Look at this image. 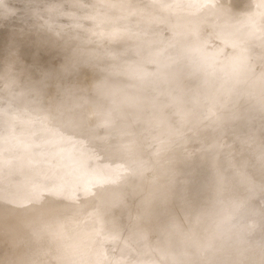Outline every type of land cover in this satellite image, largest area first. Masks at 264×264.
I'll use <instances>...</instances> for the list:
<instances>
[{"label": "rangeland", "instance_id": "1", "mask_svg": "<svg viewBox=\"0 0 264 264\" xmlns=\"http://www.w3.org/2000/svg\"><path fill=\"white\" fill-rule=\"evenodd\" d=\"M172 1L175 4L179 2L176 5H179L177 7L179 10L181 8L180 12L182 13L176 11L178 9H176L175 4L169 3ZM172 1L0 0V42L3 43L0 56H6L7 54L8 57L14 50H12L13 45L16 50L15 53L17 55L20 53L15 60L14 57L16 55L14 53L13 58L9 56L10 59L0 62V111L7 115L20 111L27 115L28 123L20 127L21 131L16 133V138L19 137L21 140H25L22 146L23 148L26 147L28 154L32 156V158L21 159L18 165L20 167L0 177V205L4 206L11 202L9 193L12 189H20L26 185L39 186L42 189L37 191L36 195L38 197L44 191L43 187L49 181L53 186H56L54 184H57V182L64 186L69 184L67 183L69 180H64V176L62 175L60 178L56 177L55 181L44 177V172L50 164L48 162L42 163L39 161L37 163L35 161L36 157L41 156L36 151L39 152L43 147L41 138H38L41 139V142L38 139L34 140V138H37L35 135L39 133V129L37 130L38 132L34 130L37 128L35 125L38 119L33 121L36 119V116L40 118L45 114L47 116L52 115V111L57 110V106L59 107V105L63 108H59L55 112L63 113V109L69 106L72 98L71 107L79 108L87 104L90 108L85 106V109L88 111L89 119H93L92 121H94L93 126L87 129L89 131L82 132L81 130L79 133H85L86 135L84 136L87 138L96 136L104 138V136L112 134L111 138L107 139L105 137L103 143H99L106 153L104 157H96L95 154L93 156L90 152H87L85 155L84 162L92 159L94 165H90L92 168L87 167L88 169L86 168L79 175L83 180L80 186H78L76 193L72 195L71 201L75 202L76 206L78 205L74 214L78 223L75 225L71 221L70 223H66V225H61L64 228V231H60L63 238L59 235L58 240L69 244L66 247L67 251L62 249L59 256L65 260L67 256H70L73 259V264H94L95 261L101 262V264H121L118 258L119 255L116 260L115 255H117V250L115 246L119 243L122 244L126 240V236L122 239L121 236L123 234L128 235L135 232L136 229L134 230L132 223L134 219H140L143 222L145 220L148 223L152 222L155 225L154 227L157 226L158 233L156 234V241L153 244L155 248L167 250L168 245L172 243L176 248H182L185 245L187 246V251L184 252V255H192L196 252V264H213L215 259L222 261L224 258H226L224 259L225 263L222 264H253L254 262L256 264V261L257 264H264L262 262L264 261V256H262L264 255V245H262L264 244V121L261 118L260 120L258 119L260 116L264 117V0H254L251 3H246L247 0H213L214 2L218 1V3H215L216 7H220V3L222 7L225 3L223 10L225 8V10L232 9L229 5H232L234 1L237 2V5L235 3L234 5L242 18L239 24L244 23L250 31L240 38L233 34L237 28L236 25L228 19L221 18L220 13L223 10H220L218 13L220 8H216L214 9V13V11H211L213 9L208 6L206 0H194L193 2L192 0ZM194 4L195 8L193 9L191 6L194 7ZM184 7L187 11L190 9L192 13L190 11L187 13L188 15L193 14L194 18L192 15H190L191 17L184 15H187L183 10L185 9ZM194 10H196V13L200 12L201 14H197L198 16L196 15L195 17L194 14L196 13L193 12ZM178 16L180 17L178 18ZM199 16L202 18L199 19ZM193 19H195V22ZM45 24L46 26H43ZM48 29H52L51 33ZM82 30H84L83 33ZM43 33H45V37L48 34V40L43 36ZM84 34H87V36ZM17 35L22 38L25 37L21 41L19 40L21 38L19 37L18 39ZM67 35L70 41L63 39L65 36L67 39ZM53 37L55 39L50 40ZM56 37L58 40H56ZM70 38L75 43H72L74 41H71ZM35 39L37 41L39 39L40 42L44 43L43 46L41 45L42 48L39 46L37 50L39 54H37V57H41L40 60H44V63L42 60V67L38 65L41 62L36 61L34 58L35 64L32 61L33 54L37 52L36 47L39 42ZM16 40H19V42H16ZM45 40L50 41V43L46 41L47 44L44 42ZM58 42L60 43L58 44ZM67 42L69 45H67ZM16 43L17 45L15 46ZM20 43L21 45L25 44V46H21ZM30 43L37 46L33 48L34 46H31ZM10 44H12V48ZM75 44H78L77 46L80 45L79 47L82 49L84 46H91V49L89 47L84 48V51L87 53L86 55L84 51V53L81 52L82 49L81 51L79 50L81 53L80 57L79 51H74V49H77ZM26 45H28V48H26ZM46 45L47 49L43 52ZM56 45L57 47L54 49ZM17 46L20 48H16ZM99 47H101V50ZM124 47H127L128 50L131 47L129 51H125L128 54L131 53L132 55V52H136L135 55L137 54V56L133 54L135 57L132 58L129 54V57L132 59L131 63L129 62L131 59L127 56V53L126 57L122 56V53L125 56L123 52ZM49 48L51 49L48 50ZM88 48L92 52H88ZM190 48L198 56V61H195L193 64L191 63L189 66L188 64L187 66H181L180 62L189 54ZM19 49H21V52ZM23 49L25 51L27 49V52L24 53ZM31 49H34L33 51L36 52L31 54L33 52ZM59 49H62V53H58ZM108 49V52H112L113 50V53L119 51L117 54H119L121 62L127 61L129 58L130 60L127 61L129 63L125 62L124 67L121 66L120 58L118 57L119 60L113 58V60L110 56L111 52L109 55L105 51ZM133 49L135 51H132ZM39 50H41V54ZM102 50L105 52V56ZM97 51H99V55ZM64 52L68 53V56L69 53L73 56L78 53L75 56L77 57L75 60L79 56L83 62L75 61L71 55L66 57L67 54H63ZM21 53L29 55H22L24 57L22 58ZM113 53L112 57H117V54L115 53L116 55H114ZM100 54L103 56L99 57ZM107 54L110 57L108 59ZM31 55L32 57H29ZM87 55H90L91 59ZM20 56L21 58H19ZM25 56L27 57L25 58ZM67 58L70 62L73 59L69 65L70 67H67V69L76 70L77 67L80 74L82 72L86 76H88L87 71L89 70V76L91 73L92 75L88 76V78L96 81L94 85L93 81L90 80L92 81V85L96 87L95 90L92 89L93 86L90 85V81L88 80V86H92L88 88L90 91L82 95L77 101H75L76 96L73 98V95L81 94L79 91L82 87L80 86H84L86 82L88 83V78L85 76L87 78L85 80L83 79L84 76H81L82 74L80 75L79 72L76 74L77 70L73 71V74L71 71H67V69L61 72L68 66L66 64H69L67 63ZM1 59L2 57H0ZM103 59L107 61L105 62L106 65L110 59L109 67L105 68L106 65L103 63ZM116 62L120 64L118 63V65ZM102 63L105 65L103 68ZM135 63H140L141 66ZM45 64H55L56 68H52V72H49L50 69L48 70V67L44 66ZM58 64H62L63 68L62 66H58ZM126 64L127 66L129 64L137 65L134 67L137 69L141 67V70L137 71L133 65H130L131 67L128 69ZM33 66L35 68L31 69L33 74L29 70V74L31 75H28L27 68L30 69ZM35 66L45 68L44 70L47 72L38 67L36 69ZM206 66L209 67V70L205 69ZM57 67H60L61 70L58 74L57 70L59 69ZM143 67L145 68L142 70ZM81 68L84 69L82 70ZM111 68L112 70L108 71ZM125 68L130 70V72H127ZM161 68L167 69L165 70L166 74L167 72H171V75H166H170L168 79L160 77V72L161 75H164L165 72L164 70V72L160 71ZM21 69L26 70L27 76L26 72L24 74L25 70ZM39 69L42 74L45 72L46 75L41 74L42 76H40L37 71ZM123 69L126 71H123ZM155 69L158 71V74ZM5 70L9 71V75ZM34 70L37 71V75L41 78L44 76L42 79L39 77L42 81L39 78L35 80L36 71ZM53 70L56 71V78L59 76L57 79L61 77L59 80L55 79V75H52L53 78L51 77V74H55ZM237 70H240V74ZM66 71L71 72L73 76L76 74L74 77L78 75L79 78H82V80L76 82L78 79L76 80L69 75L71 76V78H68L69 80L74 79L78 84H81L80 81L86 82L77 86L73 81L72 84L74 86H71V80L67 81L66 79L63 81L67 75ZM173 71L175 72L174 76H172ZM4 72H6L7 76ZM237 72L239 75H235ZM60 74H65L63 75L64 78ZM32 75H34V78ZM47 75L52 78L51 82L55 79L58 82L54 80V83L59 84L55 83V86L54 83L48 80L49 83H47L46 79H50ZM197 75L199 76V81L193 82ZM246 75L250 76V78ZM28 76L34 79V83L30 81V83L32 82L31 85L33 84L32 86L28 84L31 78ZM69 76L67 75V77ZM166 76L164 75V77ZM22 77L24 78L22 79ZM26 77H28V82L25 79ZM16 80L19 82V85L16 83ZM25 80L28 87L25 84ZM35 81H40V83L45 82V84H36ZM65 81L67 84L70 82L71 85L66 86V83L63 84ZM20 84H25V89ZM35 84L36 86H34ZM174 84L177 86H174ZM40 85L42 88H40ZM44 85L47 88L43 87ZM47 85L53 89L56 87V90H54L56 92L59 91L60 95L57 96L56 94L58 93L55 92V94L52 91L53 89H50L51 93ZM58 86L62 89L58 90ZM70 86L74 88L71 90ZM33 87H35L34 90L38 87L37 91L43 92L47 89L49 92L46 90L44 91L46 93H41L40 91L39 93L36 90L33 92ZM64 87H69L70 89H64ZM30 88L32 90H29ZM17 89L27 92L31 97L32 95L41 97L44 101L41 98L28 97L27 93L24 95L22 91L19 90V92ZM74 89H79V91H73ZM62 90H66V96H64V92H60ZM30 91L31 94H29ZM93 92L108 98L112 103L111 108L104 109L103 107H97L94 103L95 97H93ZM61 93L63 97H61ZM41 94L45 95L42 96ZM52 94L56 95L53 96V99H51ZM69 94H71L69 97L72 96L70 99L68 97ZM22 95L26 97L23 96L21 98ZM47 96L51 97L48 98L50 102L52 100V103L59 99V96L62 99L65 97L64 99L65 101L67 100L68 105H65V107L61 105V103H66L61 99V103L58 102L59 100L56 101L57 104L54 102L56 106L54 107L53 104L45 102ZM28 98H31V101L34 99L38 101H36L37 103L31 102ZM48 98L46 101L49 102ZM131 98L135 100L133 101L134 104L133 102H129ZM68 99L70 102H68ZM34 103H36V106ZM42 104L48 105H46L47 108L44 107L49 114L44 111ZM119 107L122 108V119L120 117L119 123L114 125L112 123V114ZM35 109H38L37 112ZM220 112L222 115L224 114V117ZM235 116L240 117V119L234 118ZM249 126H254V129L249 130ZM153 128L156 132L150 133V130ZM57 133L59 135L60 132ZM37 136L39 135L37 134ZM132 137L136 138L137 142ZM131 138L133 140H130ZM118 141L129 143L132 148V150L130 148L131 153L128 155V158L126 157L127 160H123L120 166L113 163L109 164L111 159L108 156L113 152L117 160L125 157L122 153L123 149L116 148ZM65 143L68 149H71V145L68 144L69 142L65 141ZM23 148L21 149L22 152ZM87 148L90 149L88 145ZM155 150L158 151L157 155L140 166V163ZM5 160V157L0 156V170L7 166ZM133 171L135 172L134 175ZM116 172L119 173V176L114 175L113 177V174H116ZM72 179L74 178L71 176L70 180ZM137 187H140V190ZM142 191L143 193H141ZM50 196L53 199H61V201L66 199L60 192V188L53 190ZM37 197L35 198L36 200ZM18 201L22 207H25L24 204L29 201L33 202L28 197L19 198ZM145 202L148 203L145 204ZM153 202L157 203V205H154ZM36 204L40 207H33L29 217L36 218L35 220L37 221H33L34 223L28 226L26 225L25 232L43 229L45 225L47 227L46 230L52 227L51 223L53 222L47 221L42 215L50 211L54 212L58 204L52 202L50 204H43L44 206L40 205L41 203L39 202H36ZM92 206L93 208L95 207L96 211L91 208ZM17 208V206L12 204L4 206L0 215V224L7 221L8 218H12V222L19 225L22 216H20V219L18 215L16 218L11 216V213L17 212ZM176 210H180L181 216L178 215ZM174 213L179 217L185 218L178 223L170 221V218H177ZM112 216H116L114 221L112 220ZM200 221H209V227L203 228L199 224ZM97 225L100 227L98 229L100 234L94 236L86 243V238L81 236L84 243L79 247L77 241L80 244V236L78 232H82L83 234L90 233ZM184 226L190 229V231L188 229V235H185ZM182 228H184L183 233H181ZM150 230L146 229L144 232H141L147 235L151 233ZM194 232L196 234L201 233L198 240L191 238ZM236 236L239 238L238 246H232V239ZM213 237H220L222 240V247L219 252H214L215 247L209 246V242ZM255 238L259 241H254L256 240ZM141 240L140 237L133 239L135 243L140 244V247L138 248L139 251L134 252L129 257L132 261L139 259V257L143 258L144 249L142 247L147 248L150 245L148 243H142L141 245ZM250 242L253 245H250ZM257 242L261 244L257 245ZM258 247L259 249H257ZM5 254L9 253H3L1 249L0 264H12L8 262L12 259L10 258L12 256ZM51 257H53V264H60L57 263V260L54 261L56 258L53 253ZM200 257L204 259L202 260ZM251 257L255 259H251ZM155 259H159V257L156 256ZM244 260H248L249 263ZM67 261L69 263V260ZM131 263L127 262L125 264ZM132 264L142 263L141 261H136Z\"/></svg>", "mask_w": 264, "mask_h": 264}, {"label": "bare ground", "instance_id": "2", "mask_svg": "<svg viewBox=\"0 0 264 264\" xmlns=\"http://www.w3.org/2000/svg\"><path fill=\"white\" fill-rule=\"evenodd\" d=\"M169 1H172V0H169ZM179 1V0H178ZM177 1V2H178ZM187 1V0H186ZM194 0H192V2H193ZM245 1V0H244ZM252 1H254V0H247V2L246 3H251ZM176 2V1H175ZM181 2V1H180ZM206 2H207V4H208V6H210V8L211 9H213V10H211V11H214V9H219V11H218V13L220 12V10H223V5L225 4H223L222 5V7H221V3L219 4L220 5V7H216V5H215V3H218V1H216V2H214L213 0H206ZM239 2V1H238ZM167 3V2H166ZM169 3H172V4H175L173 1L172 2H169ZM183 3V2H182ZM223 3V2H222ZM234 3L237 5V2H235L234 1ZM234 3L231 5L230 3H228V4H230L229 6L230 7H232V9H230V10H223L220 14H221V18L222 19H228L229 21H232L235 25H236V29L234 30V35H236L238 38H240V37H242V35H245V34H247V33H249L250 31H249V29H248V27H246L245 25H244V23H242V24H239L241 21H242V18H241V16L239 15V13H238V11L236 10V8H235V5H234ZM255 3V2H254ZM176 4H179V2L178 3H176ZM175 4V6L177 7V6H179V5H176ZM181 4V3H180ZM188 4V3H187ZM205 4V3H204ZM245 4V3H244ZM243 4V5H244ZM166 6H167V4H165ZM182 5V4H181ZM227 5V4H226ZM183 6H184V4H183ZM187 6V5H186ZM206 6V5H205ZM188 8H189V6H187ZM193 9L195 8V4H194V7L193 6H191ZM185 8V7H184ZM198 7L196 6V9H197ZM200 8V7H199ZM209 8V7H208ZM222 8V9H221ZM176 9H178V10H176V11H178V13H182V12H180L181 11V8H180V10H179V8L177 7ZM183 9V8H182ZM228 9H229V7H228ZM175 10V9H174ZM184 10V12H188V11H190V9H188V11H187V9L185 8V9H183ZM198 10V9H197ZM207 10V9H206ZM196 10H194L193 12H195ZM200 11V10H199ZM226 11H228V12H226ZM191 12V11H190ZM231 12V13H230ZM242 12V11H241ZM192 13V12H191ZM196 13V12H195ZM205 13H206V11H205ZM214 13H215V11H214ZM184 14V13H183ZM197 14H201L200 12L198 13H196V14H194L195 15V17H196V15ZM203 14V13H202ZM217 14V13H216ZM185 16H190V15H192V17H193V14H189L188 15V13H187V15L186 14H184ZM183 16V15H182ZM198 16V15H197ZM180 16H178V18H179ZM191 17V16H190ZM215 17V16H214ZM160 18H161V21H162V15L160 16ZM194 18V17H193ZM200 18H202L201 16H199V19ZM216 18V17H215ZM196 19H198V18H196ZM198 19V20H199ZM180 20V19H179ZM190 20V19H189ZM191 20H192V18H191ZM190 20V21H191ZM194 20V22H195V19H193ZM181 21V20H180ZM165 22V21H164ZM202 22V21H201ZM173 23V22H172ZM197 23V22H196ZM264 23V22H263ZM42 26V25H41ZM43 26H46V24L45 25H43ZM85 26V25H84ZM198 27V26H197ZM15 28V27H14ZM17 29H18V27H17ZM45 29H46V27H45ZM49 30V29H48ZM47 30V31H48ZM52 29H50L49 30V32L51 31ZM46 31V32H47ZM72 31V30H71ZM49 32H47L48 34H49ZM84 32V30H82V33ZM51 33V32H50ZM45 33H43V36L45 37V35H44ZM47 34V35H48ZM60 34V33H59ZM58 34V35H59ZM69 34V33H68ZM118 34V33H117ZM117 34H115V35H117ZM20 35V34H19ZM46 35V37L45 38H47V37H49V36H47ZM50 35V34H49ZM61 35V34H60ZM70 35V34H69ZM72 35H74V36H76L75 34H72ZM72 35H71V37H72ZM85 35V34H84ZM119 35V34H118ZM18 36V35H17ZM36 36V35H35ZM85 36H87V34L85 35ZM19 37L21 38V39H19ZM25 37V36H24ZM23 37V38H24ZM51 37H52V35H51ZM55 37V36H54ZM50 38V40H52V39H55V38ZM21 36H18V39L19 40H21L22 41V39H23ZM69 37H68V35H67V39H66V36H65V38L63 37V39L64 40H69L68 39ZM74 38V37H73ZM71 39V41L73 40L72 38H70ZM77 39V38H76ZM75 39V40H76ZM82 39V38H81ZM89 39V38H88ZM19 40L17 41L16 40V42H19ZM36 41H37V39H35ZM41 40V39H40ZM47 40H48V38H47ZM47 40H45L44 42H46ZM56 40H58V38L56 37ZM59 40H60V37H59ZM63 40V41H64ZM129 40V39H128ZM20 41V42H21ZM33 41H34V39H33ZM32 41V42H33ZM38 41H39V39H38ZM37 41V42H38ZM61 41H62V39H61ZM60 41V42H61ZM70 41V40H69ZM74 41V40H73ZM85 41V40H84ZM40 42V41H39ZM38 42V46L36 47V46H34L33 44H34V42H33V48H35L36 47V51L38 50V47L40 46L41 47V45L43 46L44 45V43H42V42H40V43H42V44H40ZM48 42V41H47ZM46 42V43H47ZM54 42H56V41H54ZM60 42H58V44L60 43ZM78 42V41H77ZM98 42V41H97ZM11 43H12V40H11ZM14 43V42H13ZM23 43H25V42H23ZM48 43H50V41L48 42ZM47 43V44H48ZM62 43V42H61ZM65 43V42H64ZM72 43H75V41L74 42H72ZM19 44V43H18ZM25 44H27V43H25ZM25 44H23V45H21V43H20V45L21 46H25ZM36 44V43H35ZM40 44V45H39ZM53 43H52V41H51V45H52ZM55 44H57V43H55ZM101 44V43H100ZM9 45V44H8ZM11 45V48H12V44H10ZM17 45V43L15 44V46ZM30 45H31V43H30ZM31 45V46H32ZM50 45V44H49ZM49 45H48V47H49ZM50 45V46H51ZM65 45H66V43H65ZM67 45H69L68 44V42H67ZM76 45V44H75ZM78 45V44H77ZM76 45V46H77ZM19 46V45H18ZM16 47V48H20V47ZM28 45H26V48H28L27 47ZM31 46H29V47H31ZM80 46V45H79ZM79 46H77L76 48L78 49H74V51L76 50V51H81V49L82 48H80ZM101 46V45H100ZM2 47H3V43L2 42H0V50L2 49ZM6 47V46H5ZM22 47V48H23ZM57 47V45L54 47V49ZM59 47V46H58ZM81 47H83L82 45H81ZM87 47H89V46H87ZM87 47H85L84 46V48H87ZM93 47V46H92ZM96 47V46H95ZM111 47V46H110ZM42 48V47H41ZM44 48V47H43ZM80 48V49H79ZM84 48L82 49V51L81 52H83L84 51ZM90 49H91V46L89 47ZM87 49L88 50V52L90 51V52H92V50H90V49ZM101 47H99V49H100ZM127 48V47H126ZM126 48L124 47V49H123V52L125 53V56L123 55V53H122V56L123 57H126V53L128 54V52H125V51H129L130 49H131V47H130V49L128 50V48H127V50H126ZM133 48V47H132ZM15 50V48H14V45H13V48H12V50ZM40 49V48H39ZM46 49H47V45H46V47L44 48V50H43V52L44 51H46ZM51 48H49L48 50H50ZM52 49H53V46H52ZM58 49V48H57ZM63 49H64V51H65V48L63 47ZM7 50L9 51V49L7 48ZM13 50V52L9 55V53H8V55L10 56V57H12L13 56V54L16 52V50L14 51ZM18 50V49H17ZM20 50V52H21V49H19ZM32 50V49H31ZM34 50V49H33ZM32 50V51H33ZM42 50V49H41ZM41 50H39V53L41 54ZM60 50V49H59ZM58 50V53H62V49L59 51ZM86 50V51H87ZM95 50V49H94ZM96 50H97V47H96ZM101 50V49H100ZM122 50V49H121ZM22 51H25L24 49L22 50ZM28 51H30V50H28ZM36 51H33L31 54H33L34 52H36ZM75 51V52H76ZM80 51H79V53H80ZM106 51V53L109 51V49L108 50H105ZM132 51H135L134 49L132 50ZM5 52H6V50H5ZM18 52V51H17ZM27 52V49H26V51L24 52V53H26ZM74 52V53H75ZM85 52V51H84ZM83 52V53H84ZM95 52V51H94ZM102 52L104 53V56H105V52L102 50ZM101 52V53H102ZM111 52V51H110ZM110 52H108V54L110 55ZM115 52V51H114ZM117 52H119V51H117ZM117 52H115L116 54H117ZM131 52V51H130ZM7 53V52H6ZM6 53H4V54H6ZM72 54H73V52H71ZM96 53V52H95ZM97 53H98V55H99V51H97ZM102 53V54H103ZM112 53H113V50H112V52H111V58L113 59V58H116V59H118L119 60V54H117V57L116 56H114V55H116L115 53H113L114 55V57H112ZM136 53V52H135ZM135 53H133L132 52V55H131V53H129L130 54V57L132 58V57H135V56H137V54L135 55ZM3 54V53H2ZM37 54H38V51L36 52V54L34 53L33 54V57H32V55L31 56H29V57H32V61L34 62V59H36V61H38V62H41V64L39 63L38 65L39 66H43V64H42V60L43 59H41L40 60V58L39 57H37ZM63 54H67V56L66 57H69L71 54L69 53V56H68V53H63ZM62 54V55H63ZM76 54V53H75ZM85 55L87 54L86 52L84 53ZM93 55H96V54H94V53H92ZM91 54V55H92ZM108 54L106 55V56H108ZM129 54L127 55L128 57H129ZM133 54L135 55V56H133ZM1 55V54H0ZM15 55H16V57H14V60L17 58V56H19L20 55V53H19V55H17V53H15ZM23 54L21 53V56H22ZM24 55H27V54H24ZM23 55V56H24ZM29 55V54H28ZM27 55V56H28ZM39 55V54H38ZM76 55H78V53L76 54ZM76 55H71V56H73V57H71V58H73L74 60H75V58H77V57H75ZM80 55V57H81V53L79 54ZM83 55V54H82ZM84 55V56H85ZM120 55H121V51H120ZM190 55H192V56H190ZM7 57V54H6V56L5 55H3V56H0V57H2V59L0 60V62L1 61H7L8 59H10V57ZM21 56L19 57V58H21ZM22 56V58H24ZM27 56H25V58L27 57ZM90 56V55H89ZM88 55H87V57H89ZM103 55H101L100 54V56L99 57H102ZM12 57V58H13ZM28 57V58H29ZM79 56H78V59L80 58ZM86 57V58H87ZM119 57V58H118ZM129 57V58H130ZM153 57V56H152ZM34 58V59H33ZM70 58V59H71ZM84 59H85V57H83ZM103 58H106V57H103ZM108 58H110L109 56L107 57V59ZM128 58V60L127 61H129L130 59ZM68 59V58H67ZM73 59H72V61H73ZM75 60V61H82V59L80 58V60ZM83 59V60H84ZM90 59H91V56H90ZM111 59V61L113 62V60ZM126 59V58H125ZM150 59H152V58H150ZM155 59V58H154ZM87 60V59H86ZM85 60V61H86ZM102 60V59H101ZM35 61V62H36ZM72 61L70 62V60L68 59L67 60V63H69V64H66V65H68V66H64L65 68L61 71L60 70V67L58 68L57 67V69H59V70H57V74H58V72H63V71H65L66 69H67V67H70L69 65L72 63ZM87 61H89V60H87ZM104 61V62H103ZM103 63H105V62H107V61H105L104 59H103ZM109 62H110V59L108 60ZM117 61V60H116ZM120 63H124L123 65L121 64V66H123L124 67V65H125V62H127L126 60L125 61H123V62H121V58H120ZM131 61H132V59L129 61L130 63H131ZM148 61H150V60H148ZM153 61V60H152ZM195 61H198V56L195 54V52H194V50H192L191 48H190V50H189V54L186 56V58L184 59V60H182L181 62H180V65L182 66V65H185V66H187V64H188V66L192 63H195ZM31 62V61H30ZM32 62V63H33ZM35 62H34V64H35ZM64 62H66V61H64ZM63 62V63H64ZM83 62V61H82ZM108 62V64L110 65V63ZM115 62V61H114ZM129 62H127V64L129 63ZM147 62V61H146ZM3 63V62H2ZM43 63H44V60H43ZM75 63V62H74ZM74 63H73V66H74ZM103 63L101 64V65H103ZM117 64L119 63V62H116ZM116 63H114L115 65H117ZM119 63V64H120ZM148 63V62H147ZM37 64V63H36ZM108 64L106 65V63H105V65H103L102 66V68L105 66V68L108 66ZM112 64V63H111ZM118 64V65H119ZM127 64H126V66H127ZM135 64H137V63H135ZM140 63H138L137 65H139ZM144 64V63H143ZM149 64V63H148ZM241 64V63H240ZM113 65V64H112ZM114 65V66H115ZM130 65H133V64H129V66H127V68L129 69L131 66ZM137 65H133V67L134 66H137ZM146 65V64H145ZM44 66H46V68L48 67V70H49V72L51 71V69L52 68H56V65L55 64H45ZM58 66H62V64L60 65V64H58ZM125 66V67H126ZM139 66H141V64L139 65ZM138 66V67H139ZM142 66H144V65H142ZM147 66V65H146ZM145 66V67H146ZM36 67V66H35ZM38 67V66H37ZM37 67H36V69H37ZM41 67H38V68H40L41 70L43 69V68H41ZM109 67V66H108ZM111 67V66H110ZM113 67V66H112ZM145 67H143L142 68V70L145 68ZM177 67H179V66H177ZM25 69H26V67H24ZM33 68H34V66L33 67H31L30 69L29 68H27V71H28V75H31V74H29V70H30V72H32V74H33ZM62 68H63V66H62ZM61 68V69H62ZM73 68V67H72ZM127 68H125L126 70H127V72L129 71L130 72V70H128ZM135 69H137L136 67H134ZM174 68V67H173ZM1 69V68H0ZM4 69V68H3ZM25 69H21V70H25ZM32 69V70H31ZM35 69V68H34ZM37 70L38 72H39V74H40V76H42V75H46L45 74V72H47L46 70H44L45 72H44V74H42V72H41V70ZM82 70L84 69V68H81ZM81 69H80V71H81ZM109 69V68H108ZM107 69V70H108ZM125 69H123V71H126ZM134 69V70H135ZM159 69V68H158ZM157 69V70H158ZM205 69L206 70H209V67L208 66H206L205 67ZM237 69H239V68H237ZM21 70H19V71H21ZM76 70H77V67H76ZM76 70H70V69H67V71H71L72 72V74H73V71L75 72ZM104 70V69H103ZM106 70V69H105ZM112 70V68L110 69V70H108V71H111ZM132 70V69H131ZM140 71L141 70V67H139L138 69H137V71ZM163 71L164 69L163 68H161L160 69V71ZM165 70H167V69H165ZM164 70V71H165ZM169 71H170V69H168ZM6 71V70H5ZM34 71H36V70H34ZM37 71H36V75H37ZM66 71V72H67ZM84 71H86V70H84ZM83 71V72H84ZM136 71V72H137ZM155 71H156V69H155ZM163 71V72H164ZM172 71V70H171ZM230 71H232V70H230ZM238 72L240 71V70H237ZM0 72H1V70H0ZM7 72V74L9 75V71H6ZM6 72H4V74H6ZM16 72V74L17 75H19L18 74V72L17 71H15ZM15 72H14V74H15ZM25 72H26V70L24 71V74H25ZM49 72H48V75H49ZM52 72V71H51ZM53 72H55V74H51V77H52V75H55V79H57L59 76H57V78H56V71L55 70H53ZM66 72H65V74H66ZM71 72H67V75L69 76V75H71ZM78 70L76 71V74H78ZM87 72H88V74H87ZM86 72V74L89 76V70ZM105 72V71H104ZM157 72V74H158V71H156ZM238 72H237V74H235V75H239L240 74V72H239V74H238ZM175 72L173 71L172 72V76H174L173 74H174ZM3 74V75H4ZM7 74H6V76H7ZM10 74H11V72H10ZM12 74H13V71H12ZM22 74H23V72H22ZM24 74H23V76H24ZM34 74H35V72H34ZM42 74V75H41ZM65 74H60L62 77H63V75H65ZM76 74H74V76L76 75ZM79 74H80V72H79ZM81 74H82V72H81ZM80 74V75H81ZM153 74H154V72H153ZM167 74H170L171 75V72H167ZM166 74V71L164 72V75L166 76L167 75ZM245 74H246V72H245ZM21 75V74H20ZM35 75V80H37V78H39L40 76H36ZM47 75V76H48ZM67 75H66V77H65V79H63V81L64 80H66L67 79V81L69 80L68 78H71V76L73 77V78H75L76 80H74V79H70L69 81L71 82V84H72V82L74 83V84H76L77 86H80L82 83H84V82H86V81H80V83L81 84H78V83H76V82H79V80H82V78H79L78 77V75L76 76V77H74L73 75H71V76H69V77H67ZM92 75V73L90 74V76ZM156 75V74H155ZM155 75H154V77H155ZM160 77L162 78V79H164V78H166V79H168V76H170V75H168V76H166V77H164V75H161V72H160ZM244 75V74H243ZM249 75V74H248ZM26 76H27V72H26ZM33 76V78H34V75H32ZM47 76H45V77H47ZM82 77L84 76V78L83 79H85L86 77L88 78V76H86L85 74L83 75H81ZM80 76V77H81ZM86 76V77H85ZM89 76V77H90ZM157 76V75H156ZM198 76V75H197ZM197 76H195V79L193 80V82H198L199 81V76L197 77ZM247 76V75H246ZM251 76H252V74H251ZM10 77V76H9ZM16 77V76H15ZM28 77H31V76H28ZM28 77H26L25 79L27 80V82H28ZM44 77V76H43ZM42 77V78H43ZM159 77V76H158ZM237 77V76H236ZM248 77V76H247ZM7 78V77H6ZM5 78V79H6ZM24 77H22V79H23ZM32 78V77H31ZM30 78V80H29V83L28 84H30L31 85V83H30V81H33L34 79L32 78L31 79ZM41 78V77H40ZM39 78V79H40ZM41 78V79H42ZM48 78H50L49 76H48ZM53 78V77H52ZM52 78H50V79H46V82L47 83H49L48 81H50ZM61 78V77H60ZM59 78V79H60ZM64 78V77H63ZM86 78V79H87ZM245 78V77H244ZM248 78H250V76L248 77ZM10 79V78H9ZM8 79V81H10ZM13 79H14V77H13ZM16 79V78H15ZM18 79V78H17ZM38 79V80H39ZM40 79V81H42ZM55 79H53L52 81L53 82H51V83H54V80ZM59 79H57V80H59ZM85 79V80H86ZM165 79V80H166ZM12 80V79H11ZM19 80V79H18ZM26 80H25V84H26V86L28 87V84L26 83ZM44 80H45V78H44ZM48 80V81H47ZM62 80V79H61ZM60 80V81H61ZM90 81V80H92V79H87V81ZM174 80L176 81V79L174 78ZM173 79H172V81H174ZM6 81H7V79H6ZM21 80H19V82H20ZM40 81L39 82H37V81H35L36 82V84L37 83H40ZM56 81V80H55ZM59 81V82H60ZM76 81V82H75ZM89 81H88V83L86 84V83H84V86L82 85V86H80V87H82L81 88V90L79 91V89H80V87H79V89L78 90H76V89H74L73 91H79L81 94H79V95H76V94H74L73 95V98H74V96H76L75 97V101H77V100H79L81 97H82V95H84V94H87V92L88 91H90V90H88V88H89V86L90 85H92V83L95 85V83H96V81L95 80H92V81H90V85L88 86V84H89ZM172 81H171V83H172ZM246 81V80H245ZM19 82H17V80H16V83L18 84ZM24 82V81H23ZM56 82H58V81H56ZM55 82V83H56ZM70 82H68V84L66 83V81L63 83V84H67L66 86H69V85H71L70 84ZM92 82V83H91ZM95 82V83H94ZM255 82H256V80H255ZM13 83V82H12ZM20 83H22V81L20 82ZM33 83H34V81H33ZM54 83V84H55ZM61 83H62V81H61ZM170 83V84H171ZM250 83V82H249ZM25 84H20L22 87L25 85ZM36 84L34 85V86H36ZM41 85L42 84H45V82L43 83H40ZM53 84V85H54ZM57 85L59 84V83H56ZM56 84H55V86H56ZM180 84V83H179ZM14 85V84H13ZM16 85V84H15ZM19 85V84H18ZM33 85V84H32ZM31 85V86H32ZM39 85V84H38ZM40 85V86H41ZM52 85V86H53ZM61 85V84H60ZM94 85H92V86H90V88L92 87V89H95L96 90V87L94 86ZM176 84H174V86H175ZM182 85V84H181ZM253 85V84H252ZM26 86H24L23 88L25 89V87ZM30 86V87H31ZM39 86V87H40ZM48 86V90L49 91H51L50 89H53L51 86V88L49 87V85H47ZM71 86H74L73 84L71 85ZM70 86V87H71ZM177 86V85H176ZM255 86V85H254ZM256 86H258V85H256ZM17 87V86H16ZM19 87V86H18ZM43 87H46L45 85L43 86ZM59 87V86H58ZM57 87V88H58ZM61 87H62V85H61ZM253 87V86H252ZM21 88V87H20ZM32 88V87H31ZM29 89V90H32V89ZM34 88L35 87H33V92L36 90L37 91V89H38V87H37V89H35L34 90ZM40 88H42V86L40 87ZM47 88V87H46ZM56 88V87H55ZM54 88V89H55ZM60 88V87H59ZM58 88V90H61L62 88H60L59 89ZM74 88V87H73ZM72 87H71V90L73 89ZM16 89V88H15ZM28 89V88H27ZM44 89V88H43ZM52 90V91H54V93L56 92L55 90ZM64 89H70L69 87L68 88H66V87H64ZM91 89V90H92ZM250 89V88H249ZM18 91L20 90V91H22L21 89H17ZM28 90V91H29ZM46 91H48L47 89H45ZM44 90V91H45ZM71 90H68V91H71ZM84 90V91H83ZM95 90H93V91H95ZM176 90V89H175ZM19 91V92H20ZM27 91V90H26ZM40 90H38L37 92H39ZM43 91V90H42ZM43 91V92H44ZM48 91V92H49ZM52 91H51V93H52ZM66 91V90H65ZM64 90H62V91H60V92H64L63 94H64V96H66L67 94H65V93H67V92H65ZM73 91H71V92H73ZM17 92V91H16ZM18 92V93H19ZM23 92V94L25 95L27 92H24V91H22ZM36 92V93H37ZM41 92V91H40ZM39 92V93H40ZM43 92H41V93H43ZM59 91H57L56 93H58ZM253 92V91H252ZM255 92V91H254ZM35 93V94H36ZM44 93H46V92H44ZM55 93V94H56ZM61 93V97H63L62 94ZM69 93V92H68ZM74 93H77V92H74ZM177 93V92H176ZM29 94H31V91H30V93ZM38 94V93H37ZM50 94V93H49ZM49 94H47V95H49ZM55 94H52V98L50 97V96H47L46 97V99L48 98V97H50L51 99H53V96L55 95ZM72 94V93H71ZM71 94H69L68 95V97L71 95ZM20 96H21V94H19ZM24 95H22V97L21 98H23V96ZM40 95V94H39ZM42 95V94H41ZM43 95H45V94H43ZM42 95V96H43ZM51 95V94H50ZM57 96L58 95H60L59 93L58 94H56ZM55 95V96H56ZM264 95V94H263ZM27 96L28 97H31V96H29L28 95V93H27ZM37 96V95H36ZM24 97H26V96H24ZM36 98V99H40L41 97H35V95L33 96L32 95V97L31 98ZM72 97V96H71ZM71 97H69V99L71 98ZM93 97H95L94 98V103L96 104V106L97 107H99V108H101V107H103L104 109H110L111 108V106H112V103H111V101H109V99L108 98H106V97H103L102 95H99V94H97V93H95V92H93ZM31 98L29 99L28 98V100H30L31 101ZM55 98H57V97H55ZM65 98V97H64ZM62 99V98H60V96H59V99H57V100H59L58 102H60L61 103V99L63 100V102H66L65 101V99ZM27 99V98H26ZM26 99H25V101H26ZM45 99V98H44ZM46 99H45V102H47V103H51V104H53L54 105V102H56V101H54L53 103H52V100H51V102H50V99L48 98V100H49V102L48 101H46ZM67 99V98H66ZM69 99H68V102H73V100H72V98H71V100L69 101ZM260 99V98H259ZM41 100H43L42 98H41ZM262 100H263V98H262ZM32 101H34V102H36V101H38V100H32ZM31 101V102H32ZM40 101V100H39ZM44 101V100H43ZM42 101V102H43ZM133 101H135L134 99H129V102H133ZM41 102V101H40ZM45 102H43V103H45ZM70 102V103H71ZM37 103V102H36ZM36 103H34V105L36 106ZM59 103V104H60ZM67 103V102H66ZM66 103H61V105H64V107H65V105H68V103L66 104ZM70 103H69V106L68 107H66V108H64L63 109V113L62 112H55V111H58L59 110V108H63L62 106L60 107V105H59V107L57 106V108H55V109H57V110H54V108H52V110H54V111H52V115H49V116H47L46 114H45V112H46V110H45V107L47 108V106L44 104H42L43 105V109H44V114L45 115H43V117H40V116H38V117H40V118H37V116H36V119L35 120H33V121H36L37 119V124L35 125L37 128H35L34 130H38L39 129V133H37L39 136H37V134L35 135L37 138H34V140L36 139H38V138H41V139H38L39 141L41 140V141H43V147H42V149L38 152V151H36L38 154L40 153L41 154V156H39V157H36V162L38 163L39 161L40 162H42V163H49L50 165H49V167H48V169L44 172L45 174H44V177H47V178H49L51 181H55L56 179V177L58 178H60L61 177V175L62 176H64V180H69V181H67V183H69L67 186H64V185H62V184H58V182H57V184L55 183L54 185H56V186H53V184H51V183H47V185H45L44 187H43V189H44V191L40 194V195H38V197H37V195H36V193H37V191L39 190V189H42V188H39V186H33V185H26L25 187H23V188H20V189H12L11 191H10V193H9V196H10V199H11V202L9 203V204H6V205H10V204H12V205H14V206H17L18 208H17V212H14L13 214L11 213V216H13V217H17V215H18V218L20 219V216H22V219L20 220V224L18 225L17 223H15V222H12V218H8V220L7 221H5V222H3V223H1L0 224V250L2 249V252L3 253H9V254H5V255H7V256H12V257H10V258H12L11 260H9L8 262L9 263H12V264H53L52 263V260H53V257H51L52 256V253L55 255V260L54 261H56L57 260V263H60V264H73V259L72 258H70V256H67V259L65 260L64 258L63 259H61V256H59L60 255V252H61V250L62 249H64L65 251H67V245L69 244H65L64 242H62V240H58V237H59V235L60 236H62V238H63V235L60 233V231H64V228H63V226H61L62 224H65L66 225V223H70L71 221H73L74 223H75V225H76V223H78V221H77V219H76V217H75V212H76V210H77V208H78V205L76 206L75 204V202H73V201H71L72 200V195L74 194V193H76V191H77V189H78V186H80V184H81V182H82V180H83V178H80L79 177V175L87 168V167H89V168H92L91 166L92 165H94V162L92 163V159H89L87 162H84V158H85V155L87 154V152H90L93 156H94V154L96 155V157H104L105 156V151L103 150V148H102V146H101V144L103 143V141L105 140L104 138L106 137L107 139H109V138H111V135L112 134H108V135H106V136H104V138L103 137H89V138H87L86 136H84V135H86L85 133H83L82 134V132H87V131H89V130H87L89 127H91V126H93V124H94V121H92L93 119H89V114H88V111L85 109V106H88L87 104L85 105H83V106H80L79 108L78 107H76V108H74V107H71V105H70ZM89 103V102H88ZM38 104L39 105H41V103H39L38 102ZM37 104V105H38ZM56 104H57V102H56ZM133 104H134V102H133ZM132 104V105H133ZM136 104V103H135ZM229 104V103H228ZM53 105H51V106H53ZM34 106V107H35ZM234 106V105H233ZM54 107H56L55 105H54ZM51 108V107H50ZM50 108H48V109H50ZM88 108H90L89 106H88ZM264 108V107H263ZM103 109V110H104ZM222 109H224L223 107H222ZM36 110V109H35ZM38 110V109H37ZM37 110H36V112H37ZM39 110H42V109H39ZM231 110V109H230ZM43 111V110H42ZM61 111H62V109H61ZM221 111V110H220ZM41 112V111H40ZM40 112H39V114H40ZM51 112V111H50ZM56 114H55V113ZM42 113V112H41ZM47 114H49L48 112H46ZM111 113V112H110ZM226 113V112H225ZM43 114V113H42ZM220 114L222 115V113L220 112ZM219 114V115H220ZM228 114V113H227ZM41 115V114H40ZM220 115V116H221ZM224 115V114H223ZM222 115V116H223ZM226 115V114H225ZM42 116V115H41ZM226 116H228V115H226ZM108 117V116H107ZM120 117H121V119H122V108H118V109H116L114 112H113V114H112V120H113V124L115 125V124H118L119 123V121L121 120L120 119ZM224 117V116H223ZM222 117V118H223ZM104 118V117H103ZM219 118H221V117H219ZM233 118V117H232ZM234 118H239L240 119V117H238V116H235ZM260 118H261V120L262 121H264V117L262 116H260L258 119L260 120ZM109 119V118H108ZM205 119V118H204ZM206 120V119H205ZM227 121V120H226ZM231 121V120H230ZM140 122V121H139ZM205 122V121H204ZM27 123H28V117H27V115L26 114H23L22 112H20V111H18V112H15V113H13L12 115H7L6 113H4V112H1L0 111V156L2 157H5L6 158V160H5V163H6V167L5 168H3V169H1L0 170V177H3V176H5V175H7L8 173H10L11 171H13V170H15L17 167H20V166H18L19 165V163H20V161H21V159L23 160V159H26V158H32V156L31 155H29L28 154V150L26 149V147L25 148H23V143L25 142V140H21V138H16V133H18L19 131H21V128L20 127H22L23 125H27ZM33 124V123H32ZM171 125V124H170ZM118 127H120L119 125H117ZM116 126V127H117ZM151 127V126H150ZM254 126H249L248 128H249V130H251V129H254L253 128ZM257 128V127H256ZM82 130V132L81 133H79L80 131ZM138 130V129H137ZM150 130V129H149ZM124 131V130H123ZM38 132V131H37ZM57 132H60L59 133V135H58V133ZM154 132H156L155 131V129L153 128L152 130H150V133H154ZM117 133V132H116ZM133 133V132H132ZM135 133V132H134ZM79 134V136H77ZM140 134V133H139ZM26 135V134H25ZM24 135V136H25ZM34 136V137H35ZM133 137H134V135H132ZM146 136V135H145ZM130 137V136H129ZM132 137V138H133ZM130 139V140H133V139H135L136 140V138H133V139ZM143 138V137H142ZM134 140V141H135ZM40 141V142H41ZM65 141L66 142H69L68 144H70L71 145V149H68V146H67V144L65 143ZM133 142V141H132ZM136 142H137V140H136ZM99 143H101V144H99ZM26 145V144H25ZM87 145L90 147V149L89 148H87ZM24 149L23 150V152L21 151V149ZM116 148H121V149H123L122 150V153L124 154V158H122V159H120V160H117L116 159V157L113 155V152L112 153H110L108 156H109V159H111V162L109 163V164H115V165H118V166H120V164H121V162L123 161V160H127L126 159V157L128 158V155L131 153V150H132V148L130 147V144L129 143H126V142H121V141H118L117 142V145H116ZM130 148H131V150H130ZM158 151L157 150H155V151H153V153L151 154L150 153V156L148 155L147 156V158H145V160H143L141 163H140V166L144 163V162H146V161H149V159H153L154 157H155V155H157L156 153H157ZM3 163H4V161H3ZM44 165V164H43ZM91 165V166H90ZM102 165V164H101ZM103 165H105V164H103ZM163 165V164H162ZM109 167V166H108ZM122 167V166H121ZM88 169V168H87ZM125 169V168H124ZM123 169V170H124ZM4 170V171H3ZM103 170H104V168H103ZM102 170V171H103ZM121 172H123V171H121ZM125 172H126V170H125ZM34 173V172H33ZM127 173V172H126ZM125 174V173H124ZM135 174V172L133 171V175ZM34 175H35V173H34ZM50 175H52V176H50ZM75 175V176H74ZM114 175L115 176H119V173H117L116 172V174L114 173L113 174V177H114ZM38 176V175H37ZM71 176L74 178V179H72V180H70V178H71ZM44 182V181H43ZM43 184V183H42ZM141 187V186H140ZM139 187V188H140ZM57 188H60V192L63 194V196H64V198H66L65 200H62L61 201V199H53V198H51V196H50V193L53 191V190H55V189H57ZM138 188V187H137ZM138 188V189H139ZM140 190V189H139ZM144 190V189H143ZM135 191V190H134ZM147 191V190H146ZM81 192V191H80ZM141 193H143V191L141 192ZM112 195V194H111ZM138 196V195H137ZM24 197H28V198H30L31 200H33V202L32 201H29L28 203H26V204H24V206L25 207H22V206H20V203H19V198H24ZM37 197V200L35 199ZM117 197V196H116ZM144 197V196H143ZM154 197V196H153ZM152 197V198H153ZM106 199V198H105ZM111 199V198H110ZM109 199V200H110ZM129 199H130V197H129ZM140 199V198H139ZM154 199V198H153ZM114 200V199H113ZM116 200V199H115ZM135 200V199H134ZM146 200V199H145ZM35 201V202H34ZM107 201V200H106ZM105 201V202H106ZM112 201V200H111ZM138 201V200H137ZM153 201H155V200H153ZM157 201V200H156ZM36 202H39V203H41L40 205H42V206H44L43 204H46V203H48V204H50V202H52V203H56V204H58V206L57 207H55V209H54V212H52V211H50V212H47L46 214L44 213V215H42L44 218H46V220L47 221H50V222H53V223H51L52 225V227H50L49 228V230H46L47 229V227H46V225H45V228H43V229H37V231H34V232H25L26 231V228H25V226L27 225H30V224H32V223H34V222H36L37 220H35L36 218H30L29 217V215H30V213H31V210H32V208L34 207V208H37V207H40V206H37V204H36ZM43 202V203H42ZM116 202V201H115ZM141 202V201H140ZM135 203H136V201H135ZM134 203V204H135ZM148 203V202H147ZM146 202H145V204H147ZM154 203V202H153ZM106 204V203H105ZM116 204H118L117 202H116ZM6 205H4V206H6ZM138 205V204H137ZM154 205H157V203L155 204L154 203ZM3 205H0V215H1V211H2V208L4 207ZM106 206V205H105ZM110 206V205H109ZM114 206V205H113ZM119 206V205H118ZM142 206V205H141ZM115 207H117V206H115ZM91 208H93V206L91 207ZM95 208V207H94ZM93 208V210H95ZM97 209V208H96ZM108 210V209H107ZM111 211H112V209H110ZM116 210V209H115ZM115 210H113V211H115ZM119 210V209H118ZM96 211V210H95ZM182 212H183V210H181ZM176 212L178 213V215L179 216H181L180 215V210H176ZM40 213V212H39ZM115 213V212H114ZM174 215L177 217V218H175V217H173V218H170V221H174V222H176V223H178L179 221H182L185 217H179L176 213H174ZM116 218V216H112V220L114 221V219ZM18 219V220H19ZM74 219V220H73ZM76 220V221H75ZM111 220V221H112ZM133 220V219H132ZM34 221V222H33ZM84 221V220H83ZM79 222H82V221H79ZM47 223V222H46ZM133 223V227H134V230H135V232H132V233H129L128 235L127 234H123L121 237H122V239L126 236V240L121 244V243H119V244H117L116 246H115V249L117 250V255H115V257H116V260H117V257H118V255H119V259H120V261H121V264L122 263H129V262H132V263H134V262H136V261H141V263L142 264H196V256H197V254H196V252L194 253V254H192V255H189V254H185L184 255V252H186L187 251V246H183L182 248H176V246H174V244L172 243V244H170V245H168V249L167 250H165V249H162V248H155L154 246H153V244H154V242L156 241V234L158 233V231H157V226L156 227H154L155 225L152 223V222H145V220H144V222L143 221H141L140 219H134V222H132ZM199 224H200V226H203V228H208L209 227V221H204V222H199ZM207 225V226H206ZM75 227H77V226H75ZM185 227V235H188L189 234V231H190V229L187 227V226H184ZM100 227L97 225L96 227H94L92 230H91V232L90 233H82V232H78V234H79V239H80V244H79V241H77L78 242V246L80 247L81 245H83V243H84V240H83V237H85L86 238V241H85V243L88 241V240H91L94 236H98L100 233L98 232V229H99ZM146 229H151L150 231H151V233L150 234H147V235H144V234H146V233H143ZM153 229H154V231H153ZM188 229H189V231H188ZM224 229V228H223ZM41 230V231H40ZM44 230H46L45 232H44ZM141 231H143V232H141ZM3 232H6V233H3ZM184 232V228H182V230H181V233H183ZM196 232V231H195ZM192 233V239L193 240H198L199 239V237H200V235H201V233H202V231H201V233ZM227 235V234H226ZM81 236H83V237H81ZM139 238H141L142 240H141V245H142V243L144 244V243H148V244H150V245H148V247L146 248V247H142L143 249H144V252H143V254H144V257L143 258H140L139 257V259H137V260H134V261H132V260H130L129 259V257L131 256V254H133L134 252H136V251H139L138 250V248L140 247L139 245L140 244H137V243H135L134 241H133V239L134 238H137V237ZM261 236V235H260ZM259 236V237H260ZM119 239V238H118ZM256 239V238H255ZM263 239V238H262ZM238 240H239V238L236 236L234 239H232V242H231V245L233 246H238ZM261 240V239H260ZM264 240V239H263ZM254 241H259V240H254ZM253 241V242H254ZM92 242V241H91ZM186 242V241H185ZM184 242V243H185ZM261 244V243H260ZM258 242H257V245H260ZM188 245V244H187ZM250 245H253L251 242H250ZM262 245H264V244H262ZM209 246H213V247H215L214 248V252H219V250L221 249V247H222V240L220 239V237H213V239L209 242ZM248 247V246H247ZM251 247V246H250ZM251 248H253V247H251ZM257 249H259V247L257 248ZM256 249V250H257ZM146 250V251H145ZM252 251V250H251ZM253 252H254V249H253ZM256 252V251H255ZM257 253V252H256ZM50 254H51V256H50ZM68 254H69V252H68ZM263 254V253H262ZM243 255V254H242ZM241 255V256H242ZM254 255V254H253ZM252 255V256H253ZM156 256H158L159 257V259H155L156 258ZM244 256V255H243ZM249 256H250V254H249ZM262 256H264V255H262ZM202 260L204 259L203 257H200ZM241 258H243V257H241ZM254 257H251V259H253ZM259 258V257H258ZM258 258H256V259H258ZM133 259H134V257H133ZM142 259V260H141ZM224 259H226V258H224ZM224 259L222 260V261H220L219 259L217 260V259H215V261H213V264L215 263V264H222V263H225L224 262ZM255 259V258H254ZM67 260H69V263H68V261ZM250 260V259H249ZM245 262L246 261H248V260H244ZM262 262H264V261H262ZM4 263V262H3ZM131 263V264H132ZM248 263H249V261H248ZM94 264H101V262H94ZM243 264H245V263H243ZM250 264V263H249ZM253 264H255V262L253 263ZM256 264H257V261H256ZM263 264V263H262Z\"/></svg>", "mask_w": 264, "mask_h": 264}]
</instances>
